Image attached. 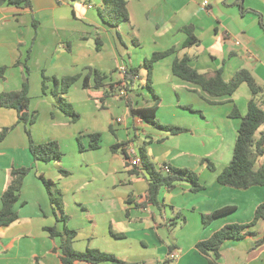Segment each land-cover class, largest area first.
Here are the masks:
<instances>
[{
  "label": "crops",
  "instance_id": "0c3cea01",
  "mask_svg": "<svg viewBox=\"0 0 264 264\" xmlns=\"http://www.w3.org/2000/svg\"><path fill=\"white\" fill-rule=\"evenodd\" d=\"M126 1L130 18L118 28L101 19L99 9L104 5L103 0H31L32 10L0 7V69L6 68L4 78L0 77V94L21 90L26 69L17 66V62L24 61L31 49L28 61L30 111L38 113L31 127L34 141L37 144L58 142L63 134L58 132L68 129H71L72 139L82 132L102 134L100 129L106 128L105 123L80 128L81 118L72 123L71 118L59 110L52 94L58 90L55 83L49 81L47 93L43 92V73L61 80L85 75L89 69L97 70L106 76L104 84L107 87L84 89L80 80L66 95L70 103H73L71 90L79 87L85 104L93 100L100 104L98 108L104 109L107 99H113L127 105L131 91L121 95L117 87L124 76L123 67L136 68L140 57L135 58V54L148 43L154 52L172 47L180 50L186 40L182 28L192 25L200 44L156 64L170 59L167 81L192 92L199 105L196 111L202 115L190 111L195 116L191 125H179L189 132L176 136L132 116L124 125V134L115 133L116 125L124 120L120 117L108 120L107 128L115 138L114 144L128 143L124 149L129 158L121 149L113 153L109 146L102 155L89 154L103 150L101 135L98 149L90 150L85 146L80 154L74 152L71 167L67 168L62 160L60 163L36 161L29 148L25 125L19 123L18 112L0 107V131L14 126L0 144V209L2 195L12 182V169L32 168L15 206L18 219L0 229V264H61L60 239H52L45 228L55 226L63 230L64 224L57 221L39 175L52 180L63 194L69 217L67 226L78 233L73 244L76 251L97 249L112 253L129 264H209L196 244L209 239L225 225L249 224L256 208L264 203V187L238 190L221 186L217 181L218 174L233 158L241 123L240 119L231 118L230 113L236 106L245 116L253 99L248 85L243 84L232 97L214 99L194 84L190 83L191 87L179 84L182 80L172 73L175 57L188 55L191 65L200 73L212 75L222 67L223 78L229 81L239 70L246 69L264 88V28L259 17L260 14L264 23V0H243L246 9L258 14H242L241 0ZM94 2H99L100 7ZM155 65L152 79L156 81L160 74ZM140 71L132 90L134 93L141 87ZM110 84L116 86L114 91L109 89ZM257 100L264 103V93L257 96ZM209 101L219 103L213 105ZM133 105L142 108L137 102ZM86 109L94 112L93 105ZM95 114H99L98 110ZM137 142L141 144L138 149L135 148ZM142 147L160 167L170 164L197 173L205 189L193 193L191 185L183 182L173 190L162 189L161 207H139L138 204L146 199L148 179L146 174L129 172L134 168L130 152L133 150L139 159ZM203 159H209L216 171H210L202 163ZM263 161L264 157L259 164ZM136 167L141 168V163ZM60 168L69 169V175H62ZM76 171L79 174L74 178ZM130 198L132 202L128 203ZM230 206L236 208L233 213L206 228L203 226V215ZM179 223L186 229L191 226L185 237L175 233ZM248 231L250 234L245 238L223 244L221 264H264V243L256 247V242L264 237V221ZM171 251L177 254L175 259L171 258Z\"/></svg>",
  "mask_w": 264,
  "mask_h": 264
},
{
  "label": "trees",
  "instance_id": "16d2710c",
  "mask_svg": "<svg viewBox=\"0 0 264 264\" xmlns=\"http://www.w3.org/2000/svg\"><path fill=\"white\" fill-rule=\"evenodd\" d=\"M103 7L99 9L101 19L107 25L118 28L123 23L128 22L130 15L128 9V2L126 0H103ZM13 6L21 10H32L31 0H0V7ZM240 9L242 14L256 13L244 7L243 0L240 1ZM260 23L264 28L262 16L259 14ZM36 22L34 21V26ZM182 31L186 34V40L182 44L180 50L172 47L165 51L155 52L151 58L144 61V68L147 71V88L152 93L154 100L153 105L149 107L135 108L133 102L127 97V107L132 117L139 118L144 123L151 125L170 136H176L189 132L184 127H178L168 124H163L157 118V111L159 109L161 99L156 94L152 87V74L154 65L167 57L177 54L183 49H187L200 44L199 39L195 35V28L192 25L185 26ZM31 49L28 50L24 61H18L17 66H23L26 69V77L20 91L7 92L0 94V107L15 109L18 112L19 123L25 125L26 134L29 139V148L36 161L44 163H60L62 155L59 149V144L56 141H49L43 144H37L32 136L31 127L38 118L36 111H30L31 97H30V83L28 61L30 58ZM192 59L188 55L182 57L176 56L172 64V73L174 76L182 81L198 86L201 91L214 99L224 97H232L234 93L243 85L247 84L250 88L253 99L248 104V111L245 116H242L235 106L230 113L231 118L241 120L238 136L233 152V158L230 164L218 174L217 181L221 186L234 188L238 190H248L252 187H264V161L259 164L260 159L264 157V131L257 137V133L264 126V103L257 100V96L264 93V88L259 86L253 75L246 69L239 70L229 81L223 78V68H219L212 75L200 73L191 65ZM6 68L0 69V77L4 78ZM139 77V69L132 68L126 70L122 81L118 84V88L124 90L126 95L133 90L135 80ZM82 80V87L84 89H105L107 85L104 84L106 76L97 70L89 69L85 75H76L66 77L61 80L49 78L43 73L42 88L43 92L47 93V83L53 81L58 90L52 92L56 105L59 110L66 116L70 117L72 122L80 120V115L75 111L71 103L68 102L66 95L71 87ZM116 86L109 85V89L114 91ZM215 105L219 102L209 101ZM192 113L202 115V112L189 108ZM14 129L13 127L4 128L0 131V144L6 139L7 135ZM90 144L88 149L96 150L100 147L101 134L87 135ZM80 141V150L85 148ZM128 143H119L113 145L110 150L113 153L120 149L126 158L129 154L124 149ZM139 161L141 168L133 165L134 168L129 172L132 175H144L148 179V191L145 201L138 204L139 207H147L149 205L161 207L160 193L162 189H175L181 183H189L191 191L198 193L205 189L201 184L197 173L188 169L175 167L170 164H164L160 168L151 160L145 147H142L139 152ZM202 163L206 164L210 171H216L215 165L209 159H203ZM164 167H167L166 171ZM32 171L30 167L13 168L11 171L12 182L3 193L1 201L2 207L0 209V229L6 228L16 221L19 217L15 209L16 204L20 201L22 187L25 178ZM60 173L68 176L69 172L60 168ZM43 182L51 205L54 208V215L58 222L64 224L63 230L57 227H46L45 231L49 233L52 239H60L59 258L61 264H129L128 262L118 258L112 253L104 252L97 249H87L83 252L76 251L73 244L78 236L77 231L70 229L67 226L69 220L66 214V205L63 199V194L57 188L52 180L39 175ZM132 202L131 198L128 203ZM236 210L235 207H225L216 210L210 214L203 215L202 222L206 228L214 221L225 217ZM179 217V216H178ZM264 221V203H261L255 211L254 219L249 224H228L216 231L209 239L202 240L196 244V248L200 253L208 258L209 264H221V248L226 241L241 240L245 238L250 232L249 228L257 225L258 222ZM264 243V237L256 242V247ZM173 252H170V255ZM166 262L165 264H167Z\"/></svg>",
  "mask_w": 264,
  "mask_h": 264
},
{
  "label": "rangeland",
  "instance_id": "374dc122",
  "mask_svg": "<svg viewBox=\"0 0 264 264\" xmlns=\"http://www.w3.org/2000/svg\"><path fill=\"white\" fill-rule=\"evenodd\" d=\"M98 7L99 2H94ZM96 11V10H95ZM155 50H152V46L148 43L145 45V47L141 50H137L135 54V58L138 56L140 57V62L136 63L135 66L139 71L141 72L140 74V81H141V87L138 89V92L134 93V91H131L130 96L132 101L135 103L137 102V105L140 107H146L149 105H153V100L154 97L152 93L149 91L147 88V71L143 66V62L145 59L151 58ZM168 60L167 59L160 64L155 65V70H157L158 74H160V78H158L156 81L154 78L152 79V87L154 88L156 94L160 97L161 103L159 106L158 110V119L161 120L163 124H168V125H173V126H178V127H183L179 125L183 124H189L191 125L192 121L191 119L194 118L195 116L191 114L189 111V108H192L194 110L199 109L198 102L195 101L197 98L192 92H190L188 89L184 87H176V83H173L171 81H167L166 79V71L168 69ZM179 84H183L185 86H190V83H185L182 81H178ZM176 90V91H175ZM71 97L73 100L72 106L74 107L75 111L80 115L81 120L79 121L78 124H80V128L83 127L84 125H90L93 126L97 123H105L106 128H101L100 132L102 133L103 137V143H102V151L101 152H90L89 154L97 156L98 154L102 155L105 153L106 147H112L111 145L114 144V136L113 134L109 131L107 128V122L116 120L117 118H122L124 120V123L121 125H116L115 128H117V132L120 134H124V125L127 121H129L132 117L129 113L127 105H125L123 102H116L113 99H107V108L101 109L98 108L100 104H95L93 100L89 101L88 104H85L82 102L81 94H82V89L79 87H74L71 90ZM52 95V94H51ZM196 97V98H195ZM35 100V99H34ZM55 100V99H54ZM68 102L70 103L69 99L67 98ZM153 102V103H152ZM106 103V100L104 101ZM56 104V102H55ZM93 105L94 107V112H90L89 110L86 109ZM86 110L88 111L86 114ZM98 110L99 114H95L96 111ZM214 110V109H213ZM199 117V115H197ZM159 120V121H160ZM73 123V122H72ZM82 124V125H81ZM264 131V126L259 130L257 133V137H259L260 133ZM58 133H63L60 140H58L59 144V149L62 155V161H64L65 167L69 168L71 167V163L74 157L75 153L80 154V141L83 147L85 146L88 148L90 141L87 139L85 136L87 135V132H82L83 134H78L72 139V133L71 129L68 130H63L62 132ZM88 140V141H87ZM49 142V141H48ZM115 145V144H114ZM140 143H136V149L140 147ZM149 147V146H147ZM75 152V153H74ZM88 154V153H87ZM90 156V155H88ZM156 167L160 168V165L157 163H154ZM66 170V168H64ZM69 170V169H68ZM67 170V171H68ZM78 172H75L74 178L78 176ZM58 188V186H57ZM124 188H127V186H124ZM170 210V208H168ZM184 225L179 223V226L176 228L175 233L182 234L185 237V233L188 230V228H191L189 225L186 228H184ZM75 248V247H74ZM91 249V248H90Z\"/></svg>",
  "mask_w": 264,
  "mask_h": 264
},
{
  "label": "built area",
  "instance_id": "2783aa9c",
  "mask_svg": "<svg viewBox=\"0 0 264 264\" xmlns=\"http://www.w3.org/2000/svg\"><path fill=\"white\" fill-rule=\"evenodd\" d=\"M204 4H205V5H208V1H205ZM126 70H127V69H126L125 67H123L122 71H123L124 73L126 72ZM119 92H120L121 95H126V92H125L124 90H120ZM119 121H120V120H119ZM130 155H131V163H132V165H139V164H140V161H139L138 158H136L135 153H134L133 150L130 152ZM164 169H165L166 171L168 170L167 167H164ZM176 257H177V254H172V255H171V258H173V259H175Z\"/></svg>",
  "mask_w": 264,
  "mask_h": 264
}]
</instances>
